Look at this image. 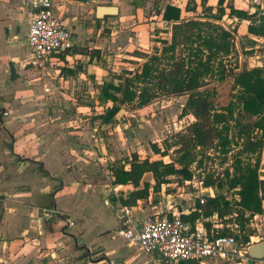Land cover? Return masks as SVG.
Segmentation results:
<instances>
[{
	"label": "rangeland",
	"instance_id": "obj_1",
	"mask_svg": "<svg viewBox=\"0 0 264 264\" xmlns=\"http://www.w3.org/2000/svg\"><path fill=\"white\" fill-rule=\"evenodd\" d=\"M69 1V5H74L75 2L85 3L89 0ZM194 1L197 4L200 3V0ZM217 1L208 0L207 2L208 6L213 7V13H215ZM106 2L109 7L115 6L123 13L95 18V6L97 5L94 4L90 8L84 6L83 9L78 10L83 31L87 34L90 33L89 36H93L92 29H94L95 32L99 31V34L96 40L91 37L88 39L90 44L85 41L82 46L75 45L74 52L82 54L83 57L70 60V67L61 68L58 72L45 71L43 73L29 68L21 69L19 66L24 65L27 52L24 48L15 52L16 56L20 58L16 62V70L18 71L19 68L21 71L20 79L16 82L8 81L7 84L10 86L15 84L14 90L20 91V97L16 100L5 98L4 109L0 110V116L4 117L5 127L8 129L6 147L16 162L25 163L30 157L34 158L31 146L35 145L37 140L47 141L52 138L64 139L69 142V171L72 178L74 175L75 182L80 183L87 190L93 189L86 193L83 203H81L79 202L81 198L78 195L84 194L85 190L76 191L67 188L61 196L63 199L61 202L65 208L70 206L69 209L73 213L81 206L83 212L95 214L98 218L97 222L100 221L95 229V224L87 220L85 224H90V227L81 236V241L94 254L98 249L122 243V238L117 233L122 224L113 219L115 213L111 208H114L119 218L124 214L122 211L124 208H135L136 213L145 216L158 210L156 207L160 203L162 205L163 201L161 193H150V198L140 201L136 206L122 207L119 199L126 198L132 187L113 184L112 166L124 165L133 153H136L141 159L148 157L151 160L162 159L165 163L170 162L175 158L172 153L175 148L168 151L169 156L161 157L153 154L150 145L155 143L161 150L165 149L164 142L167 145L176 142V134L182 133L194 121L191 115L179 118L182 106L186 101V96H182L158 98L149 107L141 110H134L127 106L122 107L113 119L107 123L102 122L100 116L111 104L100 97L103 83H117V77L122 71L134 70L143 62L141 54H152L156 48L160 51L162 48L160 41L165 39L169 41L171 37L170 28L161 21V11L167 5L184 8L187 4V0H134L132 3L130 0H106ZM232 3L234 7L247 12L254 11L252 0H238ZM98 7L101 6L98 5ZM89 9L92 12L89 13ZM196 10V13H189L186 16L201 14L202 8L199 7ZM121 16H123V20ZM220 24L234 32L233 51L228 61L232 67L238 68L236 71L243 68L264 67V38H255L245 33V25L238 20L224 17ZM176 51V59L187 57L188 51L184 48L179 46ZM220 87L221 91L216 100L223 105L230 100L232 92H229V85L225 82ZM3 94L6 95V92ZM45 128H51L49 135L45 133ZM40 130L43 131L40 132ZM42 151L43 149H41ZM41 152L39 155L47 162L57 153L56 149L51 150L50 154ZM232 153L233 151L230 154ZM230 154L225 157L220 150H210L208 153L198 156L196 162L189 169L195 180L212 178L222 184L220 187L218 183L212 187V191H207L206 194L213 196L223 194L230 202L231 212L222 217L218 216V219L222 220L224 225L222 230L225 233L235 235L239 244L243 243L244 236L249 233L259 236L264 243V213L256 219L253 217H250L251 220L246 217L241 219L237 215L239 212L234 191L227 190L223 185L225 184L224 172L231 164L232 156ZM65 159L66 157L63 161H66ZM259 174L264 180L263 155ZM18 177L14 174L15 179ZM21 178L24 182H31L26 174H23ZM146 178L148 177L146 176ZM168 180L169 184L162 186L161 192L165 193L169 190L174 193L176 203L182 200L180 197L183 194L182 189L185 192L193 189L192 185L185 183L181 188V183L176 176H171ZM98 192L101 201L97 197ZM27 198L25 197V199ZM104 200H107L108 205L104 203ZM24 201L28 202V200ZM70 217L77 220L76 215L71 214ZM65 218H67L65 219L67 228L75 225V220H68L69 216H65ZM59 223L64 224V221L59 219ZM226 224L230 225L234 232L231 229H226ZM233 224H237L238 227L235 228ZM107 232H110L109 239L107 237L103 239L104 237L100 233L106 234ZM65 234L70 236L69 233ZM111 236H113V241H111ZM63 241L66 246L63 251L66 254L71 252L69 251L71 247H76L75 240L72 238L65 237ZM76 257H79V263L85 259L83 254ZM159 264L164 263L159 262Z\"/></svg>",
	"mask_w": 264,
	"mask_h": 264
},
{
	"label": "trees",
	"instance_id": "obj_2",
	"mask_svg": "<svg viewBox=\"0 0 264 264\" xmlns=\"http://www.w3.org/2000/svg\"><path fill=\"white\" fill-rule=\"evenodd\" d=\"M233 1L218 0L213 13L208 0H200L199 4L187 0L183 16L179 7L167 5L161 20L170 28V40L160 41V51L156 48L152 54H141L143 62L134 70L122 71L117 83H103L100 97L111 103L100 116L103 123L113 119L122 107L141 110L158 98L182 96H186V101L179 118L187 115L194 118L182 133L176 134V142L169 145L164 142L165 149L161 150L155 143L150 145L153 154L161 157L169 156L168 151L175 148L172 152L175 158L170 162L141 159L133 153L124 165L112 166L113 184L132 187L126 198L119 199L122 207H134L147 200L150 193L159 194L171 176L178 177L182 186L194 177L189 168L198 156L220 150L225 157L233 151L223 185L238 197L237 215L241 219L248 215L250 219L264 213V180L259 174L264 147V67L236 71L238 68L228 61L233 51L234 32L220 24L224 17L245 20L249 22L248 35L264 38V17L234 7ZM198 7L202 8L201 14L186 16L196 13ZM179 46L188 51L187 57L176 59ZM224 82L232 95L222 105L216 98ZM210 84L213 85L208 87ZM201 181L204 187L219 183L212 178ZM204 198L205 217L214 213L222 217L231 212L225 195ZM181 217L193 220L198 214ZM219 234L228 233L221 230ZM248 236L250 233L244 236L243 243L248 241Z\"/></svg>",
	"mask_w": 264,
	"mask_h": 264
},
{
	"label": "crops",
	"instance_id": "obj_3",
	"mask_svg": "<svg viewBox=\"0 0 264 264\" xmlns=\"http://www.w3.org/2000/svg\"><path fill=\"white\" fill-rule=\"evenodd\" d=\"M130 1L131 3L134 2V0ZM234 1L237 2L238 0ZM260 1L264 6V1ZM69 3V0L61 2L59 0H52L54 13L65 26L72 30L76 46H82L85 41H87V44H90L91 42L88 39L91 37L96 40L99 31L95 32L92 29L93 36H89L91 35L90 33L87 34V32L83 31L78 10L83 9L84 6L90 8L94 4L97 5L95 6L96 11L98 5L108 6L106 0H101L96 3L91 2V0L85 1V3L75 2L73 3L75 6L69 5ZM71 6H74V8H71ZM176 7L182 10L183 16L184 8L180 6ZM90 12H92L91 9H89ZM119 13L122 14L123 11L118 8ZM25 14L26 5L24 0H0V110L4 109L5 98H13L16 100L20 97V91L16 92L14 90L15 84L11 86L7 84L10 81L8 63H13L15 72L19 75L21 71H19V68L18 71L16 70V62L20 58L16 56L15 52L20 48H24L27 52L26 59L28 57L26 24L24 21ZM121 18L122 20L124 19L123 16ZM233 20L237 21L236 18ZM239 22L245 25V33H247V25L249 22L245 20ZM88 49L95 50L99 48ZM73 54L75 55V59L83 57L82 54L77 52ZM25 61L24 65L19 66L21 69L27 68L25 67ZM61 68L65 67H59V69ZM10 82H16V80ZM3 92H6L7 96ZM5 123L4 117L0 116V264H94L100 262L102 264H159L151 254L145 252L142 248L138 246H127L123 238L122 243L105 249H98L94 254L81 241V236L90 227V224H85L87 220L95 224V229L97 228L96 225L100 224V221L97 222L98 218L95 214L83 212L80 208L81 206L79 209H75L73 213L69 209L70 206L65 208L61 202L63 201L61 196L67 188L76 191L81 189L85 190L84 194L81 193L82 195H78L81 198V201H79L81 203H83L86 193L93 189L87 190L80 183L75 182L74 175V178H72V174L69 171V142L64 139L52 138L47 141L37 140L35 145L31 146L34 158L30 157L25 163L16 162L6 147V132L8 129H6ZM42 131L40 130V132ZM44 131L49 135L51 128H45ZM41 149H43L42 152ZM54 149H56L57 153L48 162L39 155L40 152L50 154L51 150ZM262 155L264 156V148L261 158ZM64 157H66V161H63ZM14 174L16 177H19L15 179ZM23 174H26L31 182L22 181L21 177ZM25 197L28 198L25 199ZM97 197L101 201L99 192ZM24 200H28L29 203ZM262 206L264 208V201ZM111 209L115 213L113 219L122 224L119 229L120 231L125 226V216L123 214L119 218L114 208ZM50 211H54L55 215H50ZM135 211L134 208L133 216L142 217ZM71 214L76 215L77 220L74 219L75 225L67 228L65 226V219H67L65 216H69L68 220L74 221L70 217ZM59 219L64 221V224H60ZM65 233H69L70 236H67ZM100 234L104 237L103 239H106V237L109 239L110 232ZM65 237L74 239L76 245L75 248L71 247L69 250L71 252L67 254L63 251L65 246L63 240ZM111 241H113V236H111ZM72 253L73 255H71ZM79 254H83L85 258L81 263H79V257H76ZM88 260L90 261L89 263ZM185 263L187 264V262ZM190 264L193 263L191 262ZM206 264L231 263L222 260H210Z\"/></svg>",
	"mask_w": 264,
	"mask_h": 264
},
{
	"label": "built area",
	"instance_id": "obj_4",
	"mask_svg": "<svg viewBox=\"0 0 264 264\" xmlns=\"http://www.w3.org/2000/svg\"><path fill=\"white\" fill-rule=\"evenodd\" d=\"M98 1L100 0H91L93 3ZM24 2L28 51L25 67L42 73L58 72L59 67H69L70 60L75 59L73 32L54 13L52 0ZM252 6L253 12L259 17H264V6L260 0H252ZM185 184L192 185L193 189L187 192L182 189L181 202L176 203L174 193L161 192L162 205L158 204V210L150 215L139 218L133 216L134 208L122 210L125 226L118 235L125 240L126 245L140 246L157 262L164 264H206L210 260L228 261L231 264H264V257L253 259L247 253V248L262 242V238L250 235L246 243L239 244L232 233L219 234L224 225L222 220L218 219L217 213L209 217L204 216V197H213L206 194L207 191H212V187H204L203 182L195 180V177ZM235 198L238 199L237 195ZM104 203L108 205L107 200ZM194 212L198 217L193 220H183L181 217L190 216ZM54 213L50 211V215ZM245 217L248 218V215ZM257 217L258 215H254L253 219ZM233 226L238 227L237 224ZM225 228L234 232L228 224Z\"/></svg>",
	"mask_w": 264,
	"mask_h": 264
},
{
	"label": "water",
	"instance_id": "obj_5",
	"mask_svg": "<svg viewBox=\"0 0 264 264\" xmlns=\"http://www.w3.org/2000/svg\"><path fill=\"white\" fill-rule=\"evenodd\" d=\"M118 8L115 6H101L96 10V18H103L106 15H117ZM9 68V79L10 81H15L19 79V75L16 74L15 68L12 62L8 63ZM247 253L250 258L261 259L264 257V243L260 242L253 244L247 248Z\"/></svg>",
	"mask_w": 264,
	"mask_h": 264
}]
</instances>
